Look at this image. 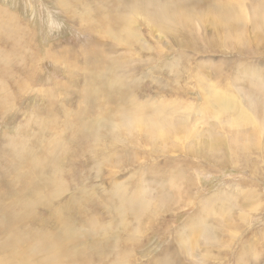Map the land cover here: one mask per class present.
Listing matches in <instances>:
<instances>
[{"label": "rangeland", "instance_id": "1", "mask_svg": "<svg viewBox=\"0 0 264 264\" xmlns=\"http://www.w3.org/2000/svg\"><path fill=\"white\" fill-rule=\"evenodd\" d=\"M112 1L0 0V264H264V0H139L131 41ZM56 137L37 190L10 148Z\"/></svg>", "mask_w": 264, "mask_h": 264}, {"label": "bare ground", "instance_id": "2", "mask_svg": "<svg viewBox=\"0 0 264 264\" xmlns=\"http://www.w3.org/2000/svg\"><path fill=\"white\" fill-rule=\"evenodd\" d=\"M138 2H139V0H114L113 4L115 3V6L112 5V9H110L111 11L109 12L110 15H109V13L105 14L103 16L101 15L100 19H104V21H108V20L110 21V19H111L112 22L115 23L116 25L117 24L119 25V24L122 23V29L124 30L125 38H126V40H130L131 41V39L134 38L133 36H135L134 35L135 33H134L133 29H132V24H134V22H133L131 17L129 18V14H125V13H122V12H123L124 8L129 6L130 3L132 4L133 9L136 10L135 6L137 5ZM224 6L227 7L228 4L227 5H225V4H223V5L215 4L214 5V11L217 13V9H218L220 11L219 14L223 15L222 18L223 17L225 18L224 19V21H225L224 24L226 26H228V27H231L229 21H234V19H235L237 22H240V19L242 18L240 13L238 11H235L234 8H232L231 10L224 9ZM138 12H139V10H138ZM110 23H111V21H110ZM108 25H109V23H108ZM231 25H232V23H231ZM107 85H108V83H107ZM130 87H132V86H130ZM86 90H87V93H85L86 96L92 94V88L91 87H88V89H86ZM108 90L109 89H107V91ZM112 90H114V89H112ZM114 92H115V94H119V96L120 95L123 96V94L118 92V91H114ZM108 95H109V93H108ZM112 95H113V92H112ZM125 95H127V94H125ZM121 100H123V98ZM156 115H158V114L156 113ZM95 116H96L95 114L91 115V117L93 118L91 126L89 128H87V126H86V128L88 130H90V132H85L86 137L83 136L84 140H87V139L89 140L90 139V141H91V138H93L94 135H95V134H93V133H95V130H93V129L98 125V122H95V121L96 120L99 121V119L97 117H95ZM138 116H139V114H138ZM154 119L159 120L160 118L159 117H155ZM140 120L151 125L150 126V130L152 129V136H154V128L158 124L163 125V121L161 119H160V121L158 123H154L152 121V118L150 120H145L144 118H141ZM46 124L48 125L49 123H47V121H46ZM50 124H52V123H50ZM48 127L50 128L49 125L48 126L43 125V128L46 129L45 131H47V129H49ZM70 128H71V126H70ZM39 133L41 134L40 131H39ZM70 135H71L70 136L71 138L70 137L69 138L72 140V141L71 140L70 141L72 143L75 142V139H77V134L71 132ZM62 137H59V138L56 137L57 139L54 140L52 143H49V144L48 143L44 144V143H41V142L37 141L31 146V149L29 147H27L28 144H26V143H24V145H26V146H22V147L18 146L19 144H16L17 147H19V148L21 147L23 150L26 149L27 151L24 150L25 152L23 150H20V149H19V152H16L15 148L11 147L10 149H14V151H12V152L14 154L13 155V161L16 160L15 161V164H16L15 168L19 169V171L16 170L17 173H18V176L21 177L22 179L32 180L34 188H35V186L39 187V185L41 183L42 184V188L41 187L39 189L37 188V190L47 189V190H51L52 193H53V191L55 190L56 187L61 189L63 187V185H62L63 183H62L61 179L59 178V173L60 172L58 171V169L60 168V162L63 160L64 155L66 153L68 155V150H69V148L66 146V141L64 139H62ZM95 137H96V135H95ZM36 140H41V139L40 138H37V139L35 138V140H33V141H36ZM82 142L84 143L83 140H82ZM86 143H87V141H86ZM88 144H89V141H88ZM32 148H34V149H32ZM9 150H7V151H9ZM57 154H59V156ZM7 155H9V154H7ZM25 167L28 169V171L26 173L22 174L20 171L22 169H24ZM51 168H53L55 172L51 171ZM29 173H30V175H29ZM56 184L58 186H56ZM141 191H143V190H141ZM31 192H33V191H31ZM36 193H39V192H36ZM139 193L133 194L131 196V198L123 197L121 199V201L124 202L125 204H127L129 206V208H132L133 205L137 202L138 198L140 197ZM48 195L51 196V192H49ZM126 195H127V193H126ZM70 199H72V202L76 205L77 209H79V210L82 209L83 205L86 202L92 201L91 196L89 195L88 190L86 188L84 190H82V191L75 192L74 196H72V198H70ZM70 199L66 200L65 202H63L62 204H60L57 207V213L58 214H59L60 208H61L62 210H67L69 216L71 215V213L73 211H72V202L70 201ZM33 201H35V200H33ZM30 203L32 205H34V203L30 202V201L24 202L23 205L25 206V208L26 207H30L31 206ZM116 211H118V210H116ZM82 212L84 213V211H82ZM79 213L81 214V212H79ZM121 213L122 212L120 211L118 214H121ZM125 213H126V211H125ZM80 214H76L75 213L74 216H81L82 214L81 215ZM118 216H121V215H118ZM63 220L64 219H62L60 221L63 222ZM73 231H74V229H70L69 230V232H71V233H73ZM65 238H68V237H65ZM68 241L70 243L69 246L70 245L73 246V245L78 243L79 239H78V237L75 238L74 240L70 238Z\"/></svg>", "mask_w": 264, "mask_h": 264}]
</instances>
